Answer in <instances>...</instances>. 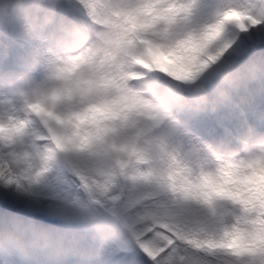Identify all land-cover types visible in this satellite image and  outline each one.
Here are the masks:
<instances>
[{
  "label": "snow or ice",
  "instance_id": "obj_1",
  "mask_svg": "<svg viewBox=\"0 0 264 264\" xmlns=\"http://www.w3.org/2000/svg\"><path fill=\"white\" fill-rule=\"evenodd\" d=\"M192 10L193 0H41L25 34L47 45L46 76L33 81L17 70L15 52L0 53V183L28 191L63 166L82 195L53 181L30 210L75 237L119 229L147 257L103 255L94 264H264V112L235 137L183 151L149 84L194 81L222 55L212 47L221 35L264 24V8L225 0L198 38H178L173 26ZM171 100L185 111V98ZM222 123L206 131L220 135ZM196 206L210 211L198 215ZM67 239L72 252L79 240Z\"/></svg>",
  "mask_w": 264,
  "mask_h": 264
},
{
  "label": "bare ground",
  "instance_id": "obj_2",
  "mask_svg": "<svg viewBox=\"0 0 264 264\" xmlns=\"http://www.w3.org/2000/svg\"><path fill=\"white\" fill-rule=\"evenodd\" d=\"M249 2L256 11L264 8V0H249ZM224 3L225 0H193L192 14L186 20L178 21L173 26L174 30L186 34H193L202 31L209 23L215 20L216 16L222 10ZM15 29L16 25H14V27L7 25L6 27V30L9 31H14ZM262 44H264V24L257 25L254 29L250 27L247 33L241 32L236 26H231L221 35L219 40L216 41L212 47L216 52H219L221 49H224L225 52L227 51L226 54L223 52L220 57L227 56L230 62L243 63L250 69L255 66L257 69L261 70L260 65L264 64V51L261 50ZM226 45L228 47H225ZM1 47L0 53L3 52ZM3 71V65L0 63V72ZM39 79H42V76H40ZM36 80L37 78L34 81ZM247 81L248 80L245 81L242 88L252 86V83ZM149 84L153 90H158L160 92L165 91L168 86L167 81H161L158 77H153ZM242 88L235 92L233 96L234 99H231L233 102L239 100L242 101L240 99ZM231 100L215 111L188 112L173 109L169 112L171 119L176 122L178 132L180 133L179 141L183 151H187L190 144H215L223 139L228 133L233 132L232 134L235 133L236 135L244 121L250 123L251 121L249 120V117L259 118L260 114L264 112V93L261 100H256V102L248 108L247 120H243V118L238 117L234 113L231 114L234 112L235 108H238ZM221 119L227 120L229 128L222 129L221 127L222 130H220V135H209L206 131L207 126ZM233 148H235V144H233ZM222 155L226 156L227 153H222ZM53 181H59L60 186L64 188V190L70 191L73 195H82L77 189L70 186V182L67 180V175L63 172L60 165L50 169L49 173H46L37 183L31 185L28 191L17 190L14 186L11 191L8 190L9 187H7L5 191H1L5 185L0 183V224L5 221L22 220L25 223H31L52 230L55 227L57 220L49 219L48 215L40 212L43 221L40 223L33 214L36 211H31L29 205L31 202L42 201L49 196L54 186ZM20 191H22L23 195L18 199L17 195ZM28 194L31 195L27 198L26 195ZM22 196L26 197L23 198ZM21 197L23 199H21ZM15 200H19V206L22 208L18 210V212L9 209V201ZM196 207L204 212L210 211L203 206ZM5 208L9 209V211L5 212ZM65 236L68 237L67 234ZM79 257H81L79 261L80 263L76 260L78 254L77 257H73L72 259H67L65 254V256L63 255L61 258H65L66 261L64 259L59 261L64 264H91L98 259L90 252L79 255ZM40 262L47 264V261L43 258H34L30 264H41ZM60 262H58V264H60ZM0 264H25V261L18 255L0 253Z\"/></svg>",
  "mask_w": 264,
  "mask_h": 264
},
{
  "label": "clouds",
  "instance_id": "obj_3",
  "mask_svg": "<svg viewBox=\"0 0 264 264\" xmlns=\"http://www.w3.org/2000/svg\"><path fill=\"white\" fill-rule=\"evenodd\" d=\"M15 14L16 0H0V28L6 30V25ZM201 32L192 35L198 38ZM186 35L177 34L181 39ZM24 36L27 38L25 33ZM46 47L47 45H41L38 41L37 49L28 60L29 65L33 67L21 71L25 76L30 77L34 72H39L42 79L46 76L45 69L49 59L45 53ZM260 68L264 71V64H261ZM249 70L247 65L230 62L227 56H222L192 82L170 80L166 90L156 97V102L164 110L171 112L175 109L171 97H183L188 101L185 111H215L232 99L235 92L252 77ZM194 211L198 215L201 214L198 207L194 208ZM98 238L104 240L106 237L101 234ZM71 247L66 236L55 234L44 227L22 220L0 224V253L18 255L25 264H30L34 258H43L47 264H58L59 259Z\"/></svg>",
  "mask_w": 264,
  "mask_h": 264
},
{
  "label": "rangeland",
  "instance_id": "obj_4",
  "mask_svg": "<svg viewBox=\"0 0 264 264\" xmlns=\"http://www.w3.org/2000/svg\"><path fill=\"white\" fill-rule=\"evenodd\" d=\"M38 5H39V3L37 4L33 0H16V14H15L13 20L17 21V22L21 21L22 22V24H20L21 28L23 30H26V28L33 22L34 18L39 14V8H40L39 6L40 5L39 6ZM223 52L225 54L227 53V51L226 52L223 51ZM257 71L260 72L261 74H264V71H261L259 69H257ZM37 82H39V81H37ZM239 105L240 104H238L237 106H239ZM224 124L222 125V128L225 127ZM61 168L67 176L70 175L63 168V166H61ZM7 187H9V190H11L13 186H6L5 185L1 191H5V189ZM21 195H23L22 191H20L18 193L17 198L19 199ZM22 197H21V199H22ZM11 203H19V200L10 201L9 204L11 205ZM35 213L38 214L37 216L39 218H37V219L42 220V217L40 216L41 213L38 211H36ZM48 218L53 219L50 216H48ZM53 220H55V219H53ZM56 222L57 223H56L55 227L50 231H52L53 233L58 234V235H64L65 236L67 234L68 237H66V238H75V239L79 240L78 244L80 245V247L82 249H81V252L78 253V258H76V260L78 262L80 261V258H81V257H79V255H82L84 253H89V252L91 254H94L97 258H99L103 255H107V256L111 257V256H117L120 254H129V253L136 252L141 257H143L144 259H147L146 255L142 252V250H140L139 248L134 247L132 244L128 243V241L124 237L123 233L119 229L111 228V227L108 228L106 230V233H105L106 238L104 240H101L98 237L91 235V234H89L87 237H83V236L75 237L72 229L68 225L64 224L61 221H56ZM85 240L87 241V243H85ZM59 260L62 261V258H60ZM94 262H92L91 264H94ZM40 263L43 264V262H40ZM62 263L60 262V264H62ZM44 264H46V263H44Z\"/></svg>",
  "mask_w": 264,
  "mask_h": 264
}]
</instances>
